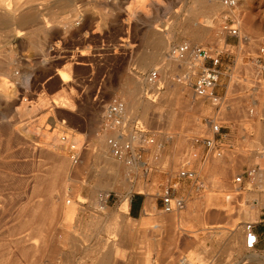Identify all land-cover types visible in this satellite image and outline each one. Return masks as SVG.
I'll return each instance as SVG.
<instances>
[{"label": "rangeland", "instance_id": "374dc122", "mask_svg": "<svg viewBox=\"0 0 264 264\" xmlns=\"http://www.w3.org/2000/svg\"><path fill=\"white\" fill-rule=\"evenodd\" d=\"M7 1L16 16L22 3L34 7L38 15L32 12L37 15L33 21H17L10 30L0 28V264H97L103 252L110 256V264H183L186 258L192 264H217L225 249L232 255L227 264H236L235 254L242 252L251 264H264L252 256L258 252L246 250L239 239L240 222L257 221L264 212V181L258 183V172L264 168V140L257 138L264 121V77L257 82L253 75L243 78L239 73L254 72L252 60L264 41L245 28L248 11L241 12L242 0L231 9L216 0L211 23L203 15L195 18L205 3L193 0H70L68 5L69 0ZM231 23L239 26L247 41L226 42L229 33L224 26ZM162 33H169L168 48L187 40L223 51V74L216 89L221 94L226 91V106L219 115L223 121L228 115L240 118L245 137L255 133L253 141L246 140L240 149L241 164L259 165L255 177H244L245 190L239 191L234 182L243 167L219 165L221 157L205 163L191 158L193 138L207 134L206 117L216 111L195 98L190 85L202 61L193 69L161 55L151 63L157 51L152 41ZM155 69H159L158 93L154 95V87L147 83L136 97L138 78ZM188 71V80L180 81ZM235 88L239 90L234 92ZM145 97L156 100L143 114L136 105ZM114 100H123L128 119L157 136L154 151L162 155L163 172L152 176L150 187L143 178L131 180L126 165L113 159L100 131L105 108ZM27 126L34 130L28 132ZM100 147L119 162L130 189L124 185L117 192L99 186L105 163L98 155ZM252 151L262 158L250 161ZM188 158L190 167L206 176V183L221 185L206 188L202 199L188 201L178 212L155 207L152 214L138 219L121 216L124 198L160 192ZM213 169L218 175L209 178ZM224 180L230 188H224ZM99 195L104 198L101 202ZM255 198L263 206L254 205ZM70 207L73 213L65 214L63 210ZM51 208L56 213L49 222L45 212ZM122 226L131 235L123 236L118 229ZM113 240L120 244L118 253H111Z\"/></svg>", "mask_w": 264, "mask_h": 264}, {"label": "built area", "instance_id": "2783aa9c", "mask_svg": "<svg viewBox=\"0 0 264 264\" xmlns=\"http://www.w3.org/2000/svg\"><path fill=\"white\" fill-rule=\"evenodd\" d=\"M238 1L221 0L228 7H234ZM232 25L231 23L224 26V29L228 30L229 35L236 37L238 40L247 41V37L241 33L239 26L233 27ZM170 52L179 58L188 56L190 69H193L198 62H203V66L195 73V77L190 85L194 96L207 101L216 111L210 117H206V124L208 125L207 134L198 135L193 138L190 152L191 158L205 163L211 158L222 157L224 151L222 149L220 134L223 120L219 113L226 106V98L224 94L217 91L216 87L223 74V51L183 41L179 44H174L170 48ZM263 59L264 45L259 48L257 56L252 60L254 64L253 80L257 82L264 73ZM206 61H209V63L205 65ZM158 74L159 69H155L147 78L150 82H154L157 80ZM100 131L103 133L110 147L111 154L128 168L132 181L140 178L148 180L153 174L163 172L161 165L162 155L160 152L154 151L153 147L156 144L154 132L144 128L143 125H139L138 121L133 122L128 119L126 104L123 100H114L107 105L102 116ZM62 139L66 140L67 137L62 136ZM70 148L72 151L75 150V144H71ZM190 164L191 159L188 158L177 171L175 177L173 179L168 178L165 184L162 185L159 197L163 211L178 212L186 207V198L177 192L179 180L188 179L193 181L194 184L201 186L200 175L198 171L190 167ZM256 170V167H251L246 172L242 171L234 178V182L241 185L245 175L255 177ZM256 224L264 226V212L257 221L243 222L245 234L244 247L249 251L255 250L259 242L258 234L255 231Z\"/></svg>", "mask_w": 264, "mask_h": 264}, {"label": "crops", "instance_id": "0c3cea01", "mask_svg": "<svg viewBox=\"0 0 264 264\" xmlns=\"http://www.w3.org/2000/svg\"><path fill=\"white\" fill-rule=\"evenodd\" d=\"M241 5H242V10H241L242 13L245 10L248 11V13L246 12L247 15H246V20H245V28H247L249 30V32L253 35L254 38H256V39L262 38V40L264 41V0H245V1L242 0ZM234 40L236 41L237 44L239 43V40L236 37L229 35L226 42L229 44V43H231L229 41H234ZM263 61H264V59H263ZM239 73L241 76H243L245 78H246V76H252V75L254 76L253 72L248 74L247 71L244 69H241ZM262 76L264 77V73L262 74ZM238 90L239 89L235 88L234 92H237ZM218 92L220 93V91H218ZM224 92L225 93H223V94H224V96H226V91H224ZM257 104L258 103L256 102V105ZM227 106H228L227 109L229 111L230 110V104H228ZM251 111L253 113L252 116L256 115V112L254 109ZM256 120H257V118L254 119V121H256ZM260 128H261V132L259 133L260 135H258L257 138L260 140H264V130H263L264 121H263ZM220 136H221L222 149L224 151V154L221 157L219 165H223L224 167H243L242 169L244 172H246L249 167H259L258 164L249 166L246 163L241 164V162H240L241 146L243 145V143L246 140L250 141V143H251V141H253L254 136H255V133H252L250 135V137H245L243 135L240 118L236 117L235 115H228L227 118L223 121ZM156 137L157 136L155 135V138ZM155 145L153 147H155ZM259 154H260V152H257V151L256 152L255 151L250 152L251 156H250L249 160L253 161L255 158H262V155H259ZM196 161H199V160L196 159ZM208 173H209L208 174L209 178H210V176L214 178L216 175H218V172L214 169L212 171H209ZM167 179H166V181H167ZM200 179L202 182L201 186L194 184L193 181L188 180V179L179 180L177 192L186 198V206H187L188 201H192L195 198L202 199L205 189L211 188L214 184L213 181H208L206 183L204 181V180H206L205 175H200ZM242 183L238 188L239 191L246 189V187H244V185H242ZM145 184L150 187L152 185V177L149 178L148 180H145ZM164 184L165 183H163L162 185H164ZM220 185L221 184L216 183L215 186L219 187ZM222 185L224 186V188H230V186H231V184L227 180H224ZM247 190H249V189H247ZM128 198H129L128 215L130 218H133V219L140 218L145 213V208L148 205L149 206L151 205L153 208L162 207V203H161V200L159 197L158 190H155L154 192H141V193H137V194L136 193L129 194ZM241 198H242V196H241ZM241 198H239V200ZM260 217H261V215H260ZM240 224H241L240 225L241 229L239 231V236H240L239 239H240V244L243 245V247H244L245 234L243 231V222H240ZM255 231L258 234L259 242L257 244L256 249L253 251H255V252L259 251L258 252L259 258H256V259H261L264 261V257H263L264 253H261V252H264V226L262 224H256L255 225ZM230 252L231 251H229L228 249H225L224 254L223 253H221V255L218 254L217 264H227L229 259L232 258V255L230 254ZM196 256H198V255H196ZM235 256H236V264H251L250 263L251 261L248 259V255H246L245 253H243V252L241 254L236 253Z\"/></svg>", "mask_w": 264, "mask_h": 264}, {"label": "bare ground", "instance_id": "6f19581e", "mask_svg": "<svg viewBox=\"0 0 264 264\" xmlns=\"http://www.w3.org/2000/svg\"><path fill=\"white\" fill-rule=\"evenodd\" d=\"M116 1V0H115ZM194 2H200V3H205L204 5H205V7L203 8V10L202 9H197V11L194 13L195 14V18L197 17V16H199V15H203V16H206L207 18H208V22H210V18H212V16L214 15V13L216 12V10H217V4H216V0H193ZM202 1V2H201ZM220 2H221V0H219ZM240 1V0H239ZM238 1V2H239ZM8 2L9 1H7L6 2V0H0V28H2V29H4V30H10L11 29V27H12V25L15 23V22H17V21H22V22H24V23H30L31 21H33L34 20V18L38 15V12H36V10L34 9V7H28V8H26L25 6L23 7V3L22 4H19V6H18V9H20V12L21 13H19L20 15H17L16 16V9H13L12 7H10L9 5H8ZM158 2V1H157ZM238 2H237V4H238ZM209 3V4H208ZM217 3H219V2H217ZM25 4V3H24ZM66 4L68 5V4H71V1L69 0V1H67L66 2ZM221 4L225 7V8H229V9H231V8H233V7H228V6H225L222 2H221ZM236 4V5H237ZM65 5V4H64ZM66 5V6H67ZM131 5V4H130ZM235 5V6H236ZM17 6V5H16ZM234 6V7H235ZM238 6V5H237ZM199 7V6H198ZM26 8V10H24ZM202 8V7H201ZM195 10V9H194ZM18 12V11H17ZM32 12H35L37 15H34ZM132 15V14H131ZM217 15V14H216ZM142 17V16H141ZM40 18V17H39ZM195 18H192L191 20L192 21H194L195 22ZM37 19V18H36ZM41 19V18H40ZM70 19V18H69ZM38 20V19H37ZM131 20V19H130ZM142 21V20H141ZM36 22V21H35ZM42 22V21H41ZM71 22H73L72 21V19H70V20H68V24L70 25L71 24ZM185 23V22H184ZM198 25H201V22L200 21H198V22H196ZM211 23V22H210ZM207 24H209V23H207ZM210 25V24H209ZM208 26V25H207ZM170 27V26H169ZM174 27V26H173ZM182 27V26H181ZM187 27V26H186ZM175 28V27H174ZM207 28V27H206ZM155 29H157V30H159V31H165L164 29H166V28H160V27H158V28H155ZM207 30V29H206ZM38 31H40V30H38ZM42 32H46V29H42ZM49 32V31H48ZM153 32V31H152ZM177 32V31H176ZM195 32V31H194ZM161 33V32H160ZM42 34V33H41ZM169 34V33H168ZM167 33L166 34H163L162 33V35H158V36H155L154 37V40L152 41L153 43H154V45H155V48H156V52L154 53V56H152L151 57V63H153V62H155L159 57H160V55H161V57L165 60H168L169 62H174V63H177L178 64V62H179V64H183V63H188L189 64V57L188 56H186V57H184V58H179V57H176V56H174V55H172L171 54V52H170V48L173 46V44H171V45H169V48H168V43H170L169 41H168V35ZM44 35V34H43ZM151 35H152V33H151ZM172 35V34H171ZM35 36V35H34ZM176 36V35H175ZM45 37V36H44ZM150 37H152V36H150ZM195 37V36H194ZM187 41V40H186ZM188 42H190V41H188ZM191 44H195L194 42H190ZM41 45V44H40ZM39 47V46H38ZM40 48H42L41 46H40ZM150 54V53H149ZM147 57V56H146ZM142 60V63L144 64L145 63V58H142L141 59ZM146 60H147V58H146ZM160 60V59H159ZM149 61V60H148ZM157 62V61H156ZM181 62V63H180ZM4 63V62H3ZM2 64V63H1ZM0 64V65H1ZM181 64V65H182ZM6 65V64H5ZM153 65V64H152ZM155 65V64H154ZM7 66V65H6ZM165 66V65H164ZM189 66H190V64H189ZM6 68V67H5ZM8 68V67H7ZM159 68V67H158ZM172 68V67H171ZM9 69V68H8ZM166 70V69H165ZM171 70V69H170ZM1 72H3L4 73V69H3V71H1ZM169 72H171V71H169ZM169 74V73H168ZM8 75V74H7ZM167 75V74H166ZM170 75H171V73H170ZM169 75V76H170ZM190 77V71H188V72H186L182 77H180L179 78V80L181 81V79H185V80H188V78ZM61 78H62V80L63 81H66V78H65V76L64 75H61ZM139 80H137V83H136V91H135V95H136V97H138V95L140 94V93H142L143 91H144V89H145V84H147V83H150L153 87H154V95H156L157 93H158V90L160 89V82H156V81H154V82H150L149 80H148V78H147V76L146 77H141V79L140 78H138ZM3 81V80H2ZM6 81V80H5ZM4 82V81H3ZM170 84V83H169ZM141 85H143V86H141ZM194 95V94H193ZM5 96H6V94H5ZM195 97V96H194ZM146 98V97H145ZM196 98V97H195ZM155 98H149V97H147L146 99H141V100H139V103L136 105V107H140L141 109H142V113L144 112L145 113V111L147 110V109H149L150 107H151V102H155ZM65 104V103H64ZM67 107V106H66ZM69 107H71V106H69ZM25 110V109H24ZM155 110V109H154ZM28 111V110H27ZM25 111L24 113H28V112H30V111ZM126 111H127V109H126ZM24 113L22 114V115H24ZM143 113V114H144ZM155 114V113H154ZM23 117V116H22ZM28 128H27V131L28 132H32L34 129L33 128H31V127H29V126H27ZM26 131V132H27ZM104 136V135H103ZM74 137V136H73ZM77 138H78V136H77ZM105 138V137H104ZM54 139L57 141V140H60V138H58L57 136H55L54 137ZM80 138H78V140H79ZM63 140V139H62ZM70 141H74V142H77V139L76 138H70L69 139ZM105 141H106V139H105ZM106 144H107V146H108V148H109V152H110V147H109V145H108V143H107V141H106ZM98 155L100 156V158H102V159H104L105 160V163H104V165H102V169H101V172H100V176H101V181H100V183H99V186L101 187H104V188H106V189H108V191H117L118 192V189H119V187L120 186H124V185H126V184H124V180H123V178H122V174H120V170H119V162L118 161H120V160H118L117 162L118 163H116V162H114V160H111L112 159V156H110L109 154H108V151H106V150H108L107 148H106V150H104L102 147H100V148H98ZM57 157V156H56ZM114 157V156H113ZM64 159V158H63ZM113 159H116L115 157L113 158ZM56 160V159H55ZM60 160V159H59ZM54 161V160H53ZM66 161H69V160H66ZM116 161V160H115ZM121 162V161H120ZM67 163V162H66ZM101 163V162H100ZM57 164V163H56ZM63 164V163H62ZM60 166V165H59ZM66 168V167H65ZM68 168V167H67ZM54 169V168H53ZM61 169V168H60ZM63 171V170H62ZM97 171H98V169H97ZM66 173H67V171H65ZM68 172H69V170H68ZM64 173V172H63ZM50 174H51V172H50ZM53 174V173H52ZM54 175V174H53ZM256 175H257V173H256ZM55 177V176H54ZM57 177V176H56ZM264 181V168L262 169H260L259 170V172H258V183H260V185H261V183ZM130 182V181H129ZM132 182V181H131ZM126 187L127 188H131L132 186L129 184H127L126 185ZM106 195L108 196V192L106 193ZM101 195H99L98 196V200L101 202V201H103V199L104 198H101L100 197ZM253 202H254V205H261V206H263L262 204H261V200H259V199H257V198H255L254 200H253ZM100 204H102V203H100ZM102 208L104 207V206H101ZM153 207L152 206H149L148 208L146 207L145 208V214H152L153 212H152V209ZM48 209V208H47ZM128 209H129V198L128 197H126V198H124V200H123V203L121 204V206H120V214H121V216H125V215H127L128 214ZM43 211V210H42ZM73 211H74V207H70V208H67V209H65V210H63V212L65 213V214H72L73 213ZM62 212V213H63ZM44 213V212H43ZM55 213H56V209H50V211H48V212H45V214H46V217L48 218L49 217V220L51 219V221H49V222H52L53 220V217H55L54 215H55ZM45 214H43V215H45ZM61 214V213H60ZM43 217V216H42ZM67 217H68V215H67ZM66 219V218H65ZM66 221V220H65ZM46 223V222H45ZM97 223H99V220H97ZM49 225V224H48ZM47 225V226H48ZM50 225H52V224H50ZM38 227V226H37ZM40 227V226H39ZM121 228V229H120ZM118 229H120V232H121V234L123 235V236H128L130 233V231H129V229L127 228V227H124V226H122V227H119ZM132 233V232H131ZM131 235V234H130ZM134 237V236H133ZM122 238V237H121ZM130 238V237H129ZM128 239V238H127ZM123 240V239H122ZM125 240V239H124ZM123 240V243L125 244V242L126 241H124ZM118 243V242H117ZM116 243V241L114 242V240H113V242L110 244V247H111V253H114V252H117L118 251V246L120 247V244L118 245ZM121 243H122V241H121ZM127 244V243H126ZM116 245H118V246H116ZM110 253V252H109ZM118 253V252H117ZM116 253V254H117ZM252 256H254L255 258H259L258 256H259V253L258 254H255V255H253L252 254ZM197 258H199L198 256H196ZM263 257H264V254H263ZM186 258V257H185ZM196 258V259H197ZM137 259V258H136ZM140 259V258H139ZM192 259H195L194 257L192 258ZM142 260V259H141ZM112 261V260H111ZM181 263H183V264H192V262L191 261H189V260H187V258L186 259H184L183 261H181ZM97 264H110V256L107 254V253H105V252H103L102 254H101V256H100V259H99V261H98V263Z\"/></svg>", "mask_w": 264, "mask_h": 264}]
</instances>
